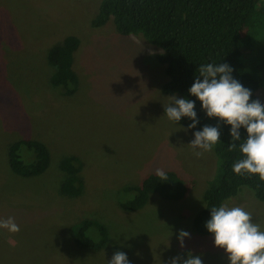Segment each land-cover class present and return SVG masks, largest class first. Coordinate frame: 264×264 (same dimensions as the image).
<instances>
[{
  "label": "rangeland",
  "instance_id": "1",
  "mask_svg": "<svg viewBox=\"0 0 264 264\" xmlns=\"http://www.w3.org/2000/svg\"><path fill=\"white\" fill-rule=\"evenodd\" d=\"M100 1L0 0V219L14 217L20 226L16 234L0 229V264H107L116 251L130 264H168L188 251L203 252L204 264H229L212 234L193 227L215 155L197 158L188 146L195 131L181 130L188 127L164 115L173 95L161 90L168 80L156 59L161 51L140 35H120L112 20L92 27ZM246 33L245 25L240 36ZM67 36L79 40L73 57L78 84L69 97L51 85L56 67L47 60L48 50ZM242 43V61L259 76L264 102V24ZM19 139L46 146L50 161L43 174L23 178L11 171L8 147ZM25 153L30 160L33 153ZM69 156L82 167L78 197L60 193L66 174L59 162ZM157 168L184 181V197L153 194L142 209H121L122 189L141 184ZM226 201L252 212L264 229V202L249 188ZM84 220L106 229L104 247L74 242L71 230ZM180 230L191 235L183 249ZM90 234L98 241L95 231Z\"/></svg>",
  "mask_w": 264,
  "mask_h": 264
},
{
  "label": "trees",
  "instance_id": "2",
  "mask_svg": "<svg viewBox=\"0 0 264 264\" xmlns=\"http://www.w3.org/2000/svg\"><path fill=\"white\" fill-rule=\"evenodd\" d=\"M109 20H112L120 35H140L161 51L156 59L164 65L168 78L161 90L167 95H178L195 101L199 123L193 131L202 130L205 125L220 124L221 142L213 150L216 158L215 172L203 193L205 206L193 219L195 231L211 235L204 227L210 219V209L235 197L241 187L249 188L256 199L264 202V181H260L257 175H237L232 171L233 163L241 159L242 154L238 148L228 151L232 142L231 126L217 118L207 117L201 102L188 91L195 76L199 75L201 64L227 63L233 69V78L251 90V99H259L264 103L257 94L262 88L259 76L242 61L245 50L242 40L256 35L257 29L264 24V0H101L91 25L99 28ZM245 25L247 33L242 38L240 32ZM78 46L79 40L76 37L67 36L47 52L48 62L56 67L50 78L51 85L65 97L73 95L77 89L73 57ZM190 123L192 121L189 118L182 117L177 124L188 127ZM240 135L241 140H246V129L241 128ZM25 150L33 153L30 160ZM7 159L14 174L29 178L47 170L50 155L43 143L19 139L9 145ZM59 169L66 174L60 193L69 197L80 196L83 192L80 161L73 156L65 157L59 162ZM165 173L167 180L152 174L139 185L123 188L122 193L127 198L119 201L120 208L126 212L142 209L153 194L166 200L182 199L188 191L187 185L177 174ZM92 230L99 235L98 241L92 238ZM71 237L83 248L99 249L105 246L108 233L104 227L84 220L73 226Z\"/></svg>",
  "mask_w": 264,
  "mask_h": 264
},
{
  "label": "clouds",
  "instance_id": "3",
  "mask_svg": "<svg viewBox=\"0 0 264 264\" xmlns=\"http://www.w3.org/2000/svg\"><path fill=\"white\" fill-rule=\"evenodd\" d=\"M199 75L189 88V94L201 102L202 110L209 118L230 125L231 143L228 151L239 150L242 158L235 161L232 171L237 175H257L264 181V103L252 100V92L233 78V69L227 63L201 64ZM170 103L164 106V115L168 120L178 123L182 117L192 123L187 129H195L199 123L195 111V101L187 98L170 97ZM247 132L246 140H241L240 129ZM194 139L188 144L193 154L199 158L204 152H211L220 143V124L205 125L202 130L193 133ZM237 141L240 143L237 144ZM156 175L167 180L163 169L157 168ZM204 227L212 234L214 246L222 249L229 264H264V229L254 222L253 213L241 205L224 201L210 209V219ZM0 229L10 233L20 232V226L14 217L0 219ZM185 238L191 239L189 232L180 230L177 237L181 249L185 248ZM139 255V253H137ZM203 252L194 255L188 251L185 255H176L168 264H204ZM107 264H130L125 252L116 251Z\"/></svg>",
  "mask_w": 264,
  "mask_h": 264
}]
</instances>
